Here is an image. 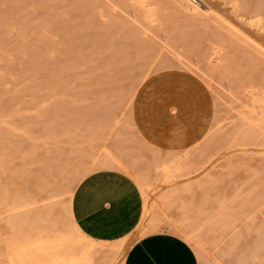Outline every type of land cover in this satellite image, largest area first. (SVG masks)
<instances>
[{"label":"rangeland","instance_id":"rangeland-1","mask_svg":"<svg viewBox=\"0 0 264 264\" xmlns=\"http://www.w3.org/2000/svg\"><path fill=\"white\" fill-rule=\"evenodd\" d=\"M171 1L149 22L120 0H0V264H124L156 231L202 264L264 263V27L257 48L224 22L264 0L197 20ZM96 171L131 176L139 203L106 236L78 219L124 194Z\"/></svg>","mask_w":264,"mask_h":264},{"label":"crops","instance_id":"crops-1","mask_svg":"<svg viewBox=\"0 0 264 264\" xmlns=\"http://www.w3.org/2000/svg\"><path fill=\"white\" fill-rule=\"evenodd\" d=\"M92 175L97 187L117 186L124 194L122 198L111 199L110 203L104 202L91 212H79L81 226L88 233L97 236H106L110 229L118 232L124 230L126 221L139 214L134 180L124 172L96 171ZM111 193L114 190L109 191ZM239 255L240 253L235 252L222 254L217 257L219 262L216 264H261L241 263ZM124 264H202V261L194 247L182 236L170 231H156L141 237L130 247Z\"/></svg>","mask_w":264,"mask_h":264},{"label":"bare ground","instance_id":"bare-ground-1","mask_svg":"<svg viewBox=\"0 0 264 264\" xmlns=\"http://www.w3.org/2000/svg\"><path fill=\"white\" fill-rule=\"evenodd\" d=\"M119 1V0H118ZM226 1V0H225ZM230 1V0H229ZM228 0L226 2H222L221 0H172L171 2H173L174 4H178L181 6L182 10L185 11L187 13L188 16L191 17V19L193 20H197V17L198 16H202L204 15V13L206 11H209V10H213L215 11L216 13H221L222 14V10L224 7H226L225 5L229 2ZM149 2V0H120V3L127 9L129 10H133V14H132V18L134 17L135 19H137L139 17V14L142 13V12H145L146 11V7H147V3ZM238 2V1H237ZM226 3V4H225ZM231 4V2H230ZM261 4V3H260ZM252 5L251 7L248 8V10H245V11H241V13L239 12L241 8L238 9V7L236 8V10H238V13H239V16L237 15L236 13V16L239 17V21L238 22H235L234 19L231 20L229 18V16L227 18H225L226 16L224 15V22H225V25H227L230 29H231V32L233 34H238L240 37H242L243 39L247 40V41H250L252 43L255 44V46H262L263 43L257 38L255 37L256 35H259V31L262 30V28L264 27V24H263V21H262V15H263V10H264V3L263 5ZM228 5V4H227ZM237 6V5H236ZM234 7V6H232ZM253 9V16L251 15L252 14V11L250 9ZM125 10V9H124ZM251 11V14L249 15L250 11ZM123 11V10H122ZM126 11V10H125ZM249 11V12H248ZM213 12V13H215ZM248 12V14H247ZM158 13V12H157ZM157 13L155 12H151V11H146L145 12V16L147 18V20L149 22H153L154 20V15H156ZM185 13V14H186ZM226 13V12H225ZM235 13V10L234 12L232 11V13L230 14V11L229 13H226V15H231L233 16L232 14ZM143 14V13H142ZM256 14V15H255ZM144 15V14H143ZM249 15V17H248ZM141 16V14H140ZM252 17V18H251ZM263 18H264V15H263ZM238 19V18H236ZM134 20V19H133ZM139 20V19H138ZM264 20V19H263ZM144 21V19H143ZM142 21V22H143ZM204 21V20H203ZM141 22V23H142ZM148 22V23H149ZM147 23V24H148ZM150 24V23H149ZM220 24V23H219ZM141 25V24H140ZM207 25V24H206ZM210 25V24H209ZM224 24L222 26H225ZM109 28V27H108ZM164 28V27H163ZM213 28V27H212ZM224 28V27H223ZM130 29V28H128ZM201 28H197L196 26V23L193 21L192 23H190V25L188 27H186V29H184L183 32H185L184 34H186L185 38L187 37H191V38H197L199 36V34L197 35V31H199ZM203 29V28H202ZM264 29V28H263ZM131 30V29H130ZM186 30V31H185ZM211 30V29H210ZM107 31V29H106ZM179 31V30H178ZM202 31V30H201ZM105 32V31H104ZM108 32V31H107ZM105 32V33H107ZM203 32V31H202ZM208 32V31H207ZM181 33V31H180ZM204 33V32H203ZM161 34V33H160ZM168 34V33H167ZM166 34V35H167ZM262 34V32L260 33ZM143 36V35H142ZM197 36V37H196ZM215 37L216 39V43L218 42V40H222V37L221 35H219V33L215 35V33L212 35ZM264 36V35H263ZM161 37V36H159ZM177 37V36H176ZM180 37V36H179ZM183 37V36H182ZM261 37V35H260ZM109 38V37H108ZM170 38V37H169ZM262 38V37H261ZM260 38V39H261ZM264 38V37H263ZM262 38V39H263ZM183 39V38H182ZM241 39V38H240ZM159 40V39H158ZM214 40V39H213ZM110 41V40H109ZM108 41V42H109ZM180 41V40H179ZM187 41V40H186ZM137 42V41H136ZM164 42V41H163ZM169 42V41H168ZM182 42V41H181ZM220 43V42H219ZM200 44V45H199ZM192 45V43H191ZM194 45V46H193ZM193 47L191 49H193V51L195 52H202L200 51L201 50V43L197 42L196 40H194L193 42ZM199 45V46H198ZM214 45V44H212ZM218 45V43H217ZM167 46V45H166ZM221 46V45H220ZM127 47V46H126ZM213 47V46H211ZM125 48V47H124ZM262 48V47H260ZM203 50V48H202ZM121 52V51H120ZM119 55V54H118ZM196 63V62H195ZM260 237H262L260 235ZM257 239V238H256ZM256 255V254H255ZM258 259V258H257ZM264 264V263H263Z\"/></svg>","mask_w":264,"mask_h":264}]
</instances>
